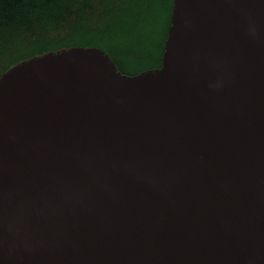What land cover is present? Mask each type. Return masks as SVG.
<instances>
[{
  "label": "water",
  "instance_id": "water-1",
  "mask_svg": "<svg viewBox=\"0 0 264 264\" xmlns=\"http://www.w3.org/2000/svg\"><path fill=\"white\" fill-rule=\"evenodd\" d=\"M0 264H264V0H174L135 76L95 47L5 72Z\"/></svg>",
  "mask_w": 264,
  "mask_h": 264
},
{
  "label": "trees",
  "instance_id": "trees-1",
  "mask_svg": "<svg viewBox=\"0 0 264 264\" xmlns=\"http://www.w3.org/2000/svg\"><path fill=\"white\" fill-rule=\"evenodd\" d=\"M174 0H0V78L35 56L105 51L122 74L160 68Z\"/></svg>",
  "mask_w": 264,
  "mask_h": 264
}]
</instances>
